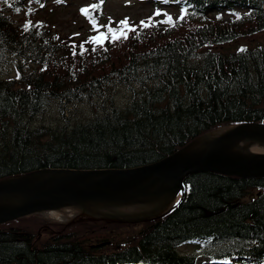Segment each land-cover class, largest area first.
Here are the masks:
<instances>
[{"label":"trees","instance_id":"trees-1","mask_svg":"<svg viewBox=\"0 0 264 264\" xmlns=\"http://www.w3.org/2000/svg\"><path fill=\"white\" fill-rule=\"evenodd\" d=\"M181 1L188 28L136 27L126 39L109 36L95 56L62 59L50 30L25 31L0 6V179L143 165L210 129L264 123V44L211 49L264 31V0ZM226 6L244 13L208 14ZM184 184L179 205L142 231L84 221L36 239L25 223L1 225L0 264H193L175 250L188 243L213 258L264 264V178L196 173ZM123 235L133 242L120 245ZM107 241L111 253L102 252Z\"/></svg>","mask_w":264,"mask_h":264},{"label":"water","instance_id":"water-1","mask_svg":"<svg viewBox=\"0 0 264 264\" xmlns=\"http://www.w3.org/2000/svg\"><path fill=\"white\" fill-rule=\"evenodd\" d=\"M212 134V133H211ZM209 134V135H211ZM264 142V124L242 123L215 137L203 150L178 151L146 166L130 169H44L0 181V223L40 210L88 202L115 203L178 189L184 176L218 172L240 177H264V155L233 150L241 140Z\"/></svg>","mask_w":264,"mask_h":264},{"label":"rangeland","instance_id":"rangeland-1","mask_svg":"<svg viewBox=\"0 0 264 264\" xmlns=\"http://www.w3.org/2000/svg\"><path fill=\"white\" fill-rule=\"evenodd\" d=\"M49 0H43L44 4H47ZM133 0H106L104 2V8H103V20L97 25L103 27L104 31H107V27L117 28L116 25L120 24L122 20L125 18H128L129 24H136L139 25L142 21L146 22H160V18L158 20L152 19L159 17H163L164 19L166 16L163 14L154 16V11L152 8H148L144 4L140 5L139 3H133ZM87 4H92V2H89L87 0H68V3L64 5V7H52L51 5H46L45 7H40L38 10L33 11L32 13V19L37 18L41 19L43 18L44 21H46L47 25L51 28V32L55 34L56 37H58L57 40H62L66 42L70 47L74 48L77 47L80 51L84 50L85 46L93 44L92 38L96 36L95 32L97 31L96 28H93V25H90L87 21L84 20L82 14H81V8L87 6ZM35 4H29L30 9L35 8ZM52 8L54 11L51 14H48L47 10ZM167 12L172 13V18L175 19L176 11L173 9H165ZM151 18V20H149ZM22 17L20 14L15 17V20L19 21ZM102 28H100L98 31H101ZM264 42V32L259 33L257 35L242 38L236 42H233L231 44L225 45L223 47H220L221 50H228V49H235L236 47H240L243 45H254ZM81 45L83 47H81ZM70 52L63 51L62 54L68 55ZM78 53V52H77ZM45 214H37L34 217H32L33 223L36 221L39 222H45L48 224H57L58 228H62V225L68 222H71L72 219H69L67 221H57L54 218H51ZM90 218L89 215L81 214L75 218H73L75 221L74 223H78L81 221H86L85 218ZM122 218H106L105 220L110 222H119L120 220L125 219L126 217L121 216ZM77 219V220H76ZM136 219V218H134ZM127 220V219H126ZM116 225V228H110L108 226H105L106 229H110V231H113L114 229H118V224ZM65 227V226H64ZM124 231H131L134 232L133 228H130L129 230L127 228L122 229ZM41 234H43L41 232ZM110 250L111 246H106L105 249ZM181 251H185L188 253L191 252V248L188 246H184L180 248Z\"/></svg>","mask_w":264,"mask_h":264},{"label":"bare ground","instance_id":"bare-ground-1","mask_svg":"<svg viewBox=\"0 0 264 264\" xmlns=\"http://www.w3.org/2000/svg\"><path fill=\"white\" fill-rule=\"evenodd\" d=\"M211 138H209L206 142L202 143L201 145L199 144L194 145L192 147V150L190 151L203 148ZM241 150H246L248 152H253V153L254 152L264 153V144L258 143V144L245 145L244 147H242ZM178 199H179V194L170 202V204L173 203L175 204ZM152 200H153V196L149 195L144 198L123 202L124 204H111V203L104 204V203L90 202V203L81 204L82 206L81 209H79L76 206L70 205V206H66L63 209L46 212V214L47 216L58 220L63 218H72L75 215L84 214V213L93 216H112L114 218L119 219L122 218L121 216L128 218L152 216L158 211L168 207V204L162 205V203H159V205H157L158 207L157 206L154 207L151 204H149L150 202H152ZM6 201L8 202L13 201L12 203L19 202L18 199H11V198L7 199Z\"/></svg>","mask_w":264,"mask_h":264},{"label":"snow or ice","instance_id":"snow-or-ice-1","mask_svg":"<svg viewBox=\"0 0 264 264\" xmlns=\"http://www.w3.org/2000/svg\"><path fill=\"white\" fill-rule=\"evenodd\" d=\"M58 2H59V0H58ZM100 2L102 4L103 3V0H100ZM165 2H167V0H165ZM41 6H43V5H41ZM99 6L100 5H93L92 6V9L95 10ZM88 12H89V9H87V8L82 9V14L87 15ZM160 14H161L160 11L157 10L154 13V16H158ZM183 18H184L183 16L180 17V19H183ZM149 20H151V18H149ZM167 22L170 23V24L172 23V17L171 16L168 17ZM91 23L93 24V28H96L97 27V22H96L95 18H92L91 19ZM141 25L143 27H149V26H151L150 23L149 22H146V21H142L141 22ZM29 27H31V23L30 22L27 23V24H25L24 30L27 31ZM129 31H133L134 32L135 31V28L131 27L129 25L128 18H125L124 20H122L120 22V24H119V26L117 28L114 29V28H112L110 26L107 27V34L101 33L100 35H98L96 37H93L92 38V41L94 43H96L97 45H100L107 38V35L108 34L111 35V38H112L113 41L120 40V39H126L127 38V33ZM57 39H58V37H57ZM81 47H83V46L81 45ZM93 50H95V49H93ZM241 51H243V49H241ZM17 78H19V77H17Z\"/></svg>","mask_w":264,"mask_h":264}]
</instances>
